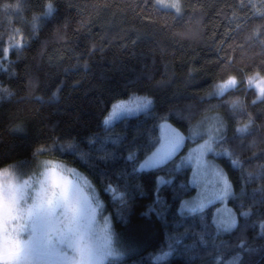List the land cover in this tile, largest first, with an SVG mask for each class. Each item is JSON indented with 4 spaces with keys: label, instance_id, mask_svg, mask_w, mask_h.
Masks as SVG:
<instances>
[{
    "label": "trees",
    "instance_id": "obj_1",
    "mask_svg": "<svg viewBox=\"0 0 264 264\" xmlns=\"http://www.w3.org/2000/svg\"><path fill=\"white\" fill-rule=\"evenodd\" d=\"M180 4L177 14L155 0H0V163L26 171L56 160L91 178L125 246L102 264H264V98L253 103L242 79L264 65V0ZM229 71L241 83L210 95ZM133 95L150 106L106 124L114 102ZM213 110L226 122L215 158L236 214L225 232L215 204L178 211L195 191L178 155L136 168L162 120L186 132ZM6 256L0 264H40Z\"/></svg>",
    "mask_w": 264,
    "mask_h": 264
},
{
    "label": "rangeland",
    "instance_id": "obj_2",
    "mask_svg": "<svg viewBox=\"0 0 264 264\" xmlns=\"http://www.w3.org/2000/svg\"><path fill=\"white\" fill-rule=\"evenodd\" d=\"M158 5L175 10L177 0H155ZM210 95H216L213 90ZM151 98L142 95H133L119 99L112 105L104 122L110 124L123 115L138 113L148 108ZM244 129L243 126L238 129ZM226 122L218 111H211L202 115L186 132H183L167 120L159 123V143L157 148L142 158L136 168L138 170L159 165L161 162L177 156L178 166H190L189 184L195 187L193 194L184 197L178 207L181 214L201 211L209 205L215 204L213 221L218 231L225 232L236 224V214L227 200L233 194L230 179L215 158L222 156L221 150L215 147V142L225 133ZM55 177L56 185L53 186L51 178ZM40 183L50 191L57 193L61 188L69 195L70 203L85 221L86 231L80 251L76 252L80 264H102L105 260L120 254L119 246L124 243L113 233L111 211L97 185L86 174L78 172L72 166L62 161H49L43 165L38 177ZM169 180L168 177L159 176L157 184ZM108 192L113 189L107 188ZM62 209V208H61ZM29 231H24L21 239L28 240ZM61 253L70 254L71 249L66 244H58ZM0 248V255H6ZM24 257V254L21 253ZM207 264H214L210 262Z\"/></svg>",
    "mask_w": 264,
    "mask_h": 264
},
{
    "label": "snow or ice",
    "instance_id": "obj_3",
    "mask_svg": "<svg viewBox=\"0 0 264 264\" xmlns=\"http://www.w3.org/2000/svg\"><path fill=\"white\" fill-rule=\"evenodd\" d=\"M51 182L56 185L55 177ZM25 194L26 185L5 183L0 179V248L6 251L5 258H18L23 253L25 260L35 259L40 264H68L72 258L66 260V254L61 253L57 245L67 244L79 252L80 241L73 236L86 225L70 203L67 191L63 188L59 193L50 191L41 182L33 203L23 209L20 201ZM58 208L63 209V227L57 217ZM24 231L30 232L28 240L21 239Z\"/></svg>",
    "mask_w": 264,
    "mask_h": 264
},
{
    "label": "clouds",
    "instance_id": "obj_4",
    "mask_svg": "<svg viewBox=\"0 0 264 264\" xmlns=\"http://www.w3.org/2000/svg\"><path fill=\"white\" fill-rule=\"evenodd\" d=\"M175 10L177 12L180 11L179 0H177V4L174 5ZM243 84L246 89L254 92L253 103L261 98H264V65H254L250 70L243 72ZM241 83V76L236 72H227L223 75L221 79L216 80L212 85V90L216 95H223L229 90H233ZM43 151L42 148H38L37 152ZM25 163L24 161H15V160H7L3 163H0V179H2L5 183L11 181L15 184H23L26 185V194L25 197L20 201V207L23 209H27L29 205H31L36 197L41 183L38 179L40 175V167L29 168L26 171H21V165ZM43 161H39V165H42ZM63 209H57V217H59L61 224L63 227V216L61 215ZM13 224L17 223L16 221H12ZM86 231V226L82 227L79 231L75 233L73 239H79L82 242L84 234ZM23 233H21L22 235ZM67 245V244H66ZM68 246V245H67ZM70 254H66L65 259L67 260L69 257L72 259L68 260V264H80V261L77 259V254L72 247Z\"/></svg>",
    "mask_w": 264,
    "mask_h": 264
}]
</instances>
